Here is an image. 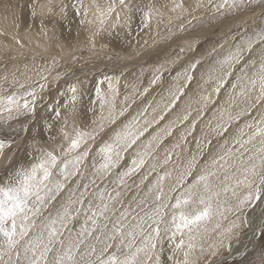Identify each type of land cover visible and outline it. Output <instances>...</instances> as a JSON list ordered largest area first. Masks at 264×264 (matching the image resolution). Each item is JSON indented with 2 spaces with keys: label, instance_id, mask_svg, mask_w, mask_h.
I'll list each match as a JSON object with an SVG mask.
<instances>
[{
  "label": "snow or ice",
  "instance_id": "snow-or-ice-1",
  "mask_svg": "<svg viewBox=\"0 0 264 264\" xmlns=\"http://www.w3.org/2000/svg\"><path fill=\"white\" fill-rule=\"evenodd\" d=\"M27 7L42 36L45 17L69 12L90 38L136 22L151 43L133 75L150 73L123 95L125 73L105 74L83 111L72 84L67 114L53 107L47 138L18 159L22 119L65 73L11 55L31 27L13 12V31H0V264H264V0ZM152 88L159 99L117 124Z\"/></svg>",
  "mask_w": 264,
  "mask_h": 264
},
{
  "label": "rangeland",
  "instance_id": "rangeland-1",
  "mask_svg": "<svg viewBox=\"0 0 264 264\" xmlns=\"http://www.w3.org/2000/svg\"><path fill=\"white\" fill-rule=\"evenodd\" d=\"M29 2L31 0H0V31L7 30L9 33L13 31V12L31 26L30 31L24 37V47L17 48L12 46L11 55L17 58L21 66L24 63H28L31 66L33 61L36 65L48 66L55 60L57 63L56 71L65 73V75L58 81L51 77L49 78L48 89L38 101L36 117L32 120L22 119L21 123L28 125L30 130L27 132L22 131L20 136L16 137V145L13 146L12 153L18 159L24 158L26 150H31L29 147L31 137H36L39 140L40 134H43L45 139L47 138L48 133L44 128V124L46 121L50 122V117L54 116L53 107L61 111L62 116L67 114L63 105L68 103L70 96L68 89L72 84H78L80 88L82 93L80 110L83 111L89 106L90 99L94 96L95 85L99 80L103 79L105 74L111 76L119 75L120 71L125 73L121 78L120 85L123 95L126 91L125 84L131 86L135 83L141 90L143 87H147L150 73V70L145 71L139 80H136L133 75L139 70L142 63L136 53L142 51L145 39H148L149 43H151L149 36L139 30L136 22L133 23L130 34L125 26L101 32L94 38H90L91 33L89 30L80 26L78 24L79 18L74 17L69 12L68 17L63 19L59 16L45 17L43 19V27L47 31V36H42L40 34L41 17L38 14L35 20L31 18L27 7ZM36 2L45 4L48 3V0H36ZM9 3L13 5L19 4L21 7L9 10L5 7ZM54 3L58 4L59 0H54ZM248 15L250 16L251 13ZM239 22L236 21V23ZM93 39L94 43L92 42ZM178 42L183 43V41ZM6 59V57H0V60ZM0 67H2V64H0ZM158 91V88H152L145 97L137 98L136 103L133 104L124 117L118 119L117 124L128 119L147 100L152 99L154 96L158 100ZM91 119L92 113H89L88 121L90 122ZM13 126L20 128L19 124H14ZM162 126L160 125V127ZM111 127L109 126V129ZM176 134L178 135V132L166 140V145L176 139ZM243 231L244 229L241 230V233ZM238 242L247 243L248 241L246 239L237 241L234 237L233 244L235 245Z\"/></svg>",
  "mask_w": 264,
  "mask_h": 264
},
{
  "label": "bare ground",
  "instance_id": "bare-ground-1",
  "mask_svg": "<svg viewBox=\"0 0 264 264\" xmlns=\"http://www.w3.org/2000/svg\"><path fill=\"white\" fill-rule=\"evenodd\" d=\"M67 86V85H66ZM61 95V94H60ZM54 100V99H53ZM55 103V102H54ZM55 105V104H54ZM129 116V115H128ZM175 134V133H174ZM33 135V134H32ZM177 135V134H176ZM40 137V136H39ZM32 138V137H31ZM170 140V139H169ZM25 141V140H24ZM168 142V141H167ZM19 157V156H18Z\"/></svg>",
  "mask_w": 264,
  "mask_h": 264
}]
</instances>
